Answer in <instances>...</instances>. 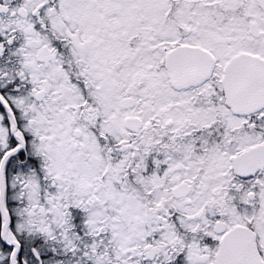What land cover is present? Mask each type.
<instances>
[{"label": "snow or ice", "instance_id": "6c2138e0", "mask_svg": "<svg viewBox=\"0 0 264 264\" xmlns=\"http://www.w3.org/2000/svg\"><path fill=\"white\" fill-rule=\"evenodd\" d=\"M0 264H264V0H0Z\"/></svg>", "mask_w": 264, "mask_h": 264}]
</instances>
